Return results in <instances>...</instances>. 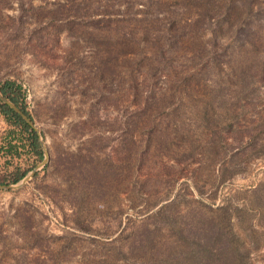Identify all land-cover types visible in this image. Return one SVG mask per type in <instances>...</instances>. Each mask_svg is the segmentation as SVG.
<instances>
[{
  "label": "rangeland",
  "instance_id": "1",
  "mask_svg": "<svg viewBox=\"0 0 264 264\" xmlns=\"http://www.w3.org/2000/svg\"><path fill=\"white\" fill-rule=\"evenodd\" d=\"M6 83L0 264H264V0H0Z\"/></svg>",
  "mask_w": 264,
  "mask_h": 264
},
{
  "label": "trees",
  "instance_id": "2",
  "mask_svg": "<svg viewBox=\"0 0 264 264\" xmlns=\"http://www.w3.org/2000/svg\"><path fill=\"white\" fill-rule=\"evenodd\" d=\"M14 88L11 83H6L4 87L0 89V93L4 96H7V98L12 101L15 105L19 107L18 99L15 95H13ZM21 110L29 117V114L24 110V108L21 106ZM0 113L6 118L7 121H9L11 124H14L15 126L22 129L27 134V145L30 149V151L37 154L39 157L42 156V151L39 147L38 143V136L36 132L25 122L23 121L18 115H16L12 110H10L7 106L3 105L0 102ZM26 175V172L22 173L21 175L15 176V178L12 180L13 184L18 183L21 179L24 178ZM147 236H144L146 238ZM142 243L143 241H139Z\"/></svg>",
  "mask_w": 264,
  "mask_h": 264
},
{
  "label": "water",
  "instance_id": "3",
  "mask_svg": "<svg viewBox=\"0 0 264 264\" xmlns=\"http://www.w3.org/2000/svg\"><path fill=\"white\" fill-rule=\"evenodd\" d=\"M0 102L7 106L10 110H12L16 115H18L23 121H25L28 125H31V121L29 117L12 101H10L8 98H6L4 95L0 93ZM18 187V186H17ZM14 186H0V189L2 190H11L14 188H17Z\"/></svg>",
  "mask_w": 264,
  "mask_h": 264
},
{
  "label": "built area",
  "instance_id": "4",
  "mask_svg": "<svg viewBox=\"0 0 264 264\" xmlns=\"http://www.w3.org/2000/svg\"><path fill=\"white\" fill-rule=\"evenodd\" d=\"M27 148L29 149V147H28V146L26 147V149H27ZM29 150H30V149H29Z\"/></svg>",
  "mask_w": 264,
  "mask_h": 264
},
{
  "label": "crops",
  "instance_id": "5",
  "mask_svg": "<svg viewBox=\"0 0 264 264\" xmlns=\"http://www.w3.org/2000/svg\"><path fill=\"white\" fill-rule=\"evenodd\" d=\"M25 147H27V145Z\"/></svg>",
  "mask_w": 264,
  "mask_h": 264
}]
</instances>
